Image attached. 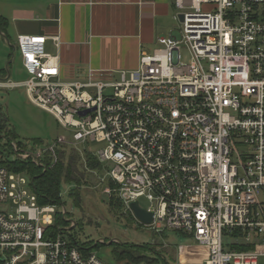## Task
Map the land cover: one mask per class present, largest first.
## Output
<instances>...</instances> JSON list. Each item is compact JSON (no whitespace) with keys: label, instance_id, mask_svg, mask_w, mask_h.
Masks as SVG:
<instances>
[{"label":"built area","instance_id":"built-area-1","mask_svg":"<svg viewBox=\"0 0 264 264\" xmlns=\"http://www.w3.org/2000/svg\"><path fill=\"white\" fill-rule=\"evenodd\" d=\"M174 6L179 37L141 49L138 68L118 78L89 69L63 83L46 37L19 35L15 50L27 77L16 81L9 72L0 88L23 87L89 147L114 185L107 191L127 208L147 199L154 214L148 227L191 239L179 246L181 257L264 264V0ZM11 145V161L41 164L39 153ZM8 160L0 146V264H107L53 229L58 205H41Z\"/></svg>","mask_w":264,"mask_h":264},{"label":"rangeland","instance_id":"rangeland-1","mask_svg":"<svg viewBox=\"0 0 264 264\" xmlns=\"http://www.w3.org/2000/svg\"><path fill=\"white\" fill-rule=\"evenodd\" d=\"M8 35L7 40L0 34V78H4L1 70L11 61V78L23 80L27 73L21 54L12 47L16 46V33ZM183 58L189 60L188 52H183ZM0 123L4 126L0 146L7 151L10 160L16 157V153L7 142L11 138L9 131L17 134V138L11 139L18 151L39 153L40 165L45 164V156L57 161L61 153L65 154V163L71 159L77 161L84 175L78 188L81 205L77 206L69 195L74 185L65 182L61 185V205H58L59 211L70 221L69 226L63 225L67 229L64 235L70 241L76 239L80 246L85 242L93 243L91 250L107 264H134L119 260L113 253L117 245L124 243L145 246V249H140L142 254L158 257L159 264H202L179 255V246L193 244L188 237L171 231L158 233L136 219L126 206L121 211L112 209L109 200L115 192L107 191L111 188L107 169L102 164L96 168L89 167L87 156L97 158L95 154L84 144L74 142L71 131L62 127L52 114L35 106L23 87L0 88ZM35 139H41V143ZM91 146L98 148L99 143H91ZM23 175L30 180L28 174ZM139 202L144 208L149 205L145 198ZM112 242L118 244L111 245Z\"/></svg>","mask_w":264,"mask_h":264},{"label":"crops","instance_id":"crops-1","mask_svg":"<svg viewBox=\"0 0 264 264\" xmlns=\"http://www.w3.org/2000/svg\"><path fill=\"white\" fill-rule=\"evenodd\" d=\"M0 14L16 41L46 37L45 51L60 58L63 83L83 79L89 69L118 78L138 68L141 49L151 52L159 37L180 33L174 0H0Z\"/></svg>","mask_w":264,"mask_h":264},{"label":"trees","instance_id":"trees-1","mask_svg":"<svg viewBox=\"0 0 264 264\" xmlns=\"http://www.w3.org/2000/svg\"><path fill=\"white\" fill-rule=\"evenodd\" d=\"M9 28V20L0 14V33L5 36L8 35ZM3 76H6L10 70L8 68H3L1 70ZM4 126L0 123V134L2 133ZM9 136L13 139L17 138V134L9 131ZM8 139V143L11 144L12 139ZM11 139V140H10ZM41 143V139H35ZM1 143V136H0ZM39 143V144H40ZM65 154L61 153L59 155V159L55 161L50 157L45 156V164L40 165L34 163L31 158L29 159H20L16 160H8V167L19 173H26L30 176L31 187L37 195L38 202L41 205L45 204H55L61 205V185L62 183H70L74 185V188L70 191L69 195L73 199L74 203L79 206L81 205V199L79 197L78 188L81 182L84 180L83 173L79 170L77 165V161L75 159H71L67 163H65ZM95 157L87 156L86 163L89 167L96 168L101 162ZM110 186H114L112 182H109ZM109 205L112 209L121 211L124 209L125 205L123 201L118 198L116 195H113L109 200ZM65 215L61 211H58L55 216L54 225L52 226L56 231H67V229L63 228L64 226H69V220L66 219ZM74 243L78 242L74 239ZM93 243L85 242L83 246H79L81 248L92 249ZM118 244L112 242L111 245ZM97 245L96 247H98ZM145 249V246H138L135 244L124 243L122 245H117L113 253L119 260H125L134 264H159L158 257H149L145 254H142L140 249ZM165 260V259H164ZM166 261V260H165ZM168 264V262H166Z\"/></svg>","mask_w":264,"mask_h":264},{"label":"water","instance_id":"water-1","mask_svg":"<svg viewBox=\"0 0 264 264\" xmlns=\"http://www.w3.org/2000/svg\"><path fill=\"white\" fill-rule=\"evenodd\" d=\"M181 19H183V16L181 15ZM3 35L2 33H0ZM7 40L8 37L3 35ZM14 51L15 47L12 46ZM11 61L9 62V64ZM9 64L6 66V68L9 66ZM9 74V73H8ZM87 111L82 112V115H85ZM129 209L133 213L134 217L138 219L142 224L148 225L153 222L154 220V214L152 212H148L144 207L140 206V203L138 201H132L129 203Z\"/></svg>","mask_w":264,"mask_h":264}]
</instances>
